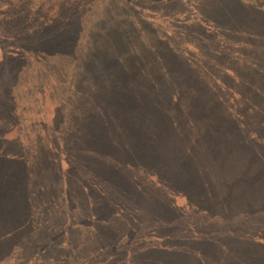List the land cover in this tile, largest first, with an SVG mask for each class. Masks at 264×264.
Masks as SVG:
<instances>
[{"label":"rangeland","instance_id":"1","mask_svg":"<svg viewBox=\"0 0 264 264\" xmlns=\"http://www.w3.org/2000/svg\"><path fill=\"white\" fill-rule=\"evenodd\" d=\"M74 12L0 49V264H264V0Z\"/></svg>","mask_w":264,"mask_h":264},{"label":"trees","instance_id":"2","mask_svg":"<svg viewBox=\"0 0 264 264\" xmlns=\"http://www.w3.org/2000/svg\"><path fill=\"white\" fill-rule=\"evenodd\" d=\"M88 3L89 0H0V49L7 46L6 40L22 41L33 38L61 22L63 13H79ZM11 59L12 57L0 53V60L11 64ZM2 175L3 172H0V176ZM7 175L11 176L9 172ZM22 188L25 189L23 186ZM27 192L31 195L30 189ZM17 200H20L18 192L12 193L10 197H3L0 192V211L15 212ZM17 209L20 212L23 210ZM1 239L3 240L2 237Z\"/></svg>","mask_w":264,"mask_h":264}]
</instances>
